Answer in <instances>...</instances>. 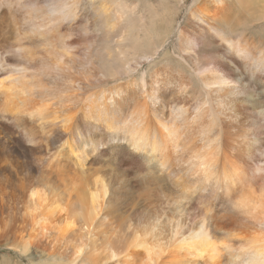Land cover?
Returning <instances> with one entry per match:
<instances>
[{
	"label": "bare ground",
	"instance_id": "obj_1",
	"mask_svg": "<svg viewBox=\"0 0 264 264\" xmlns=\"http://www.w3.org/2000/svg\"><path fill=\"white\" fill-rule=\"evenodd\" d=\"M137 187L153 202L122 252L116 206ZM57 190L70 206L44 203ZM15 191L25 249L50 238L71 264H264V0H0V197ZM62 210L86 222L45 236ZM93 220L115 232L101 260Z\"/></svg>",
	"mask_w": 264,
	"mask_h": 264
},
{
	"label": "rangeland",
	"instance_id": "obj_2",
	"mask_svg": "<svg viewBox=\"0 0 264 264\" xmlns=\"http://www.w3.org/2000/svg\"><path fill=\"white\" fill-rule=\"evenodd\" d=\"M181 15L182 13L179 11L176 18H180ZM172 47H174V44L170 43L165 49L171 54L170 50ZM150 194L154 197L156 192H152L151 190ZM16 195L17 192L15 191L6 193L0 197V232L9 231V233H12L15 230L14 226L21 228L20 243L17 247H13L11 245V239L1 242L5 239L0 238V264H46V261H51L55 264H71L70 253L64 250L59 242H50V238L43 239V241L38 243L36 247H29L27 250L25 249L24 243L26 234L30 232L31 226L35 225V223L31 214L33 212L30 211L31 208L26 196L17 200ZM129 196L130 194L128 192L120 195L123 199H127ZM74 199V195L67 196L63 194L61 190H57L55 191V194L53 193L49 195L44 203H56L59 207L65 203L70 206V203L73 202ZM146 201H149L148 203L150 205L146 203ZM152 202L153 199L148 200V197L141 190V187H137L135 189V193L130 196L129 204L126 206L118 204L116 206V213L114 216L116 219L122 220L123 231L121 233H124L123 236L125 235L124 237L126 238L125 243L122 246V252L126 250V244L130 243L138 233L137 214H145L147 208H150ZM7 204H10L13 207L14 216L11 223H8L5 217ZM75 206L78 205L74 204L73 207ZM45 220L51 221V224L43 231L45 236H48L49 233L52 232H61L62 226L67 224L73 225L74 228H79L82 223L86 222L84 219L74 216L73 212H67L66 210H62L60 213L48 216ZM25 223H28V226H26ZM94 226L96 227L95 235H93ZM81 230H83V228ZM83 231H85V229ZM87 233L91 237L90 245L94 255L101 260L105 256L103 249L107 243L114 240L115 232L106 223L98 224L97 220H93ZM221 258L225 263L229 262L231 264H239L242 260L240 255H228L225 252L222 253ZM118 260L119 259L114 261L107 260L101 262V264H115ZM118 264L121 263L119 262Z\"/></svg>",
	"mask_w": 264,
	"mask_h": 264
}]
</instances>
